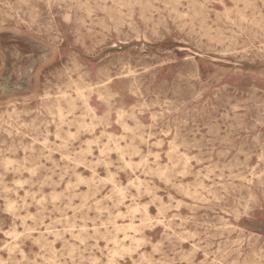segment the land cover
Masks as SVG:
<instances>
[{
  "label": "rangeland",
  "instance_id": "374dc122",
  "mask_svg": "<svg viewBox=\"0 0 264 264\" xmlns=\"http://www.w3.org/2000/svg\"><path fill=\"white\" fill-rule=\"evenodd\" d=\"M0 264H264V0H0Z\"/></svg>",
  "mask_w": 264,
  "mask_h": 264
},
{
  "label": "bare ground",
  "instance_id": "6f19581e",
  "mask_svg": "<svg viewBox=\"0 0 264 264\" xmlns=\"http://www.w3.org/2000/svg\"><path fill=\"white\" fill-rule=\"evenodd\" d=\"M119 117H120V116H119ZM118 119H119V118H118ZM181 155H182V154H181ZM182 156H183V155H182ZM135 187H136V186H135ZM150 199H151V198H150ZM244 205H245V204H244ZM10 217H11V216H10ZM131 226H132V225H131ZM133 226H134V224H133ZM133 226H132V227H133ZM132 227H131V228H132ZM126 228H127V227H126ZM132 229H133V228H132ZM132 229H131V231H133ZM131 236H132V235H131ZM126 237H127V236H126ZM235 244H236V243H235ZM186 258H187V257H186Z\"/></svg>",
  "mask_w": 264,
  "mask_h": 264
}]
</instances>
